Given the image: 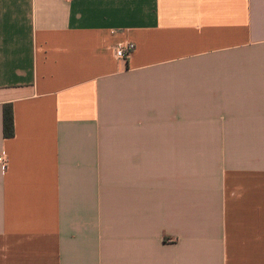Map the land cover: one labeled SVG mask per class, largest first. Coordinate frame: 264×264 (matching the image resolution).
Here are the masks:
<instances>
[{"label": "crops", "instance_id": "1", "mask_svg": "<svg viewBox=\"0 0 264 264\" xmlns=\"http://www.w3.org/2000/svg\"><path fill=\"white\" fill-rule=\"evenodd\" d=\"M0 156V264H264V0H0Z\"/></svg>", "mask_w": 264, "mask_h": 264}, {"label": "built area", "instance_id": "2", "mask_svg": "<svg viewBox=\"0 0 264 264\" xmlns=\"http://www.w3.org/2000/svg\"><path fill=\"white\" fill-rule=\"evenodd\" d=\"M136 46L133 42L121 43L118 45L116 55L119 58L128 59L135 50ZM9 166V160L5 156H0V168L6 171Z\"/></svg>", "mask_w": 264, "mask_h": 264}, {"label": "trees", "instance_id": "3", "mask_svg": "<svg viewBox=\"0 0 264 264\" xmlns=\"http://www.w3.org/2000/svg\"><path fill=\"white\" fill-rule=\"evenodd\" d=\"M5 135L7 137L14 135V117L12 108L5 109Z\"/></svg>", "mask_w": 264, "mask_h": 264}]
</instances>
